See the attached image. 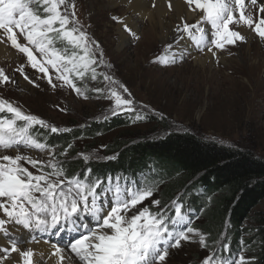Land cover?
<instances>
[{"label":"snow or ice","instance_id":"1","mask_svg":"<svg viewBox=\"0 0 264 264\" xmlns=\"http://www.w3.org/2000/svg\"><path fill=\"white\" fill-rule=\"evenodd\" d=\"M184 2L199 19L190 24L180 18L174 28L177 46L187 39L216 57L214 49L224 50L245 41L237 30L241 25L264 41V3L258 0ZM152 7H156L155 0ZM167 7L172 10L171 0H167ZM254 9L258 10L255 18ZM112 19L123 25L129 37L137 38L122 18ZM4 43L22 54L26 64L41 74L37 79L46 80L53 89L68 87L84 99L92 91L98 98L111 100L112 106L103 119L136 111L134 101L127 98L131 96L127 87L102 71L109 65L99 42L77 17L75 0H0V44ZM166 48L171 50L173 45ZM183 58V51L173 52L171 58L157 57L154 62L167 65ZM16 71L39 87L25 73V64ZM101 78L104 87L89 89L88 80ZM14 82L0 68V85ZM142 119L145 116L137 113L136 120ZM36 126L51 134L71 131L0 98V237L7 241L0 244V264H10L14 253L19 257L16 264H36L35 251L19 246L26 242L22 238L25 233L30 243L38 241L36 234L57 237L55 242L46 241L51 243V256L58 258L57 264H74L65 249H70L80 264H166L169 250L181 247L182 242L199 237L200 246L207 247L205 236L191 226L181 202L173 200L160 207L161 201L152 199L151 207L142 206L153 197V188L143 185V177L140 181L111 175L93 178L90 168L82 177H68L55 147L34 134ZM71 147L69 144L59 155L66 158ZM22 149L36 150L48 158L35 159L22 154ZM9 151L16 154H5ZM80 155L85 163L99 159L94 153ZM25 164L36 171H30ZM153 207L157 210L153 211ZM13 230L21 232V236H14ZM223 253L227 255L211 253L202 264H248L243 254L238 258L232 254L226 243Z\"/></svg>","mask_w":264,"mask_h":264},{"label":"rangeland","instance_id":"2","mask_svg":"<svg viewBox=\"0 0 264 264\" xmlns=\"http://www.w3.org/2000/svg\"><path fill=\"white\" fill-rule=\"evenodd\" d=\"M179 1L185 3L184 0ZM258 3H264V0H258ZM75 5L77 17L90 36L99 42L104 60L109 65L102 71L127 87L131 94L127 98L134 101L135 112L109 115L105 120L103 117L112 106L111 100L103 96L98 98L92 91H89L88 98L84 99L68 87L53 89L46 80L37 79L41 74L31 69L22 54L8 43L3 45L13 57L0 59V68L15 81L0 85V98L13 102L24 112L36 115L51 125L71 129L72 154H67L66 158L75 155V159L84 165L107 163L110 160L107 157L116 156L112 148L117 142L135 145L142 141L159 140L174 132L188 133L206 142L250 152L256 157L264 158V41H261L250 28L238 26V29L246 30L245 41L237 42L234 46L228 45L224 50L214 49L216 57L212 56L213 65L208 62L199 68L193 64L191 56L164 65L154 61L157 57L171 58L172 49L168 50L166 46L169 44L160 43L157 36L142 40L151 29V23L147 19H143L138 31H135L137 38L129 37L127 34L129 38L126 44L119 49L116 28L120 23L113 21L112 17L123 19L132 15L131 12H127L126 6L121 4L120 0H75ZM165 6L173 16V8L170 11L167 2ZM257 11L253 10L254 18ZM198 19L199 17L188 23H196ZM171 23L173 24L174 20ZM186 41L196 49L198 56L207 51V49L201 51L191 41L187 39ZM171 44L173 45V42ZM20 64H25V73L30 79L35 80L39 87L24 80L16 71ZM87 83L89 89L104 87L102 78L95 82L88 80ZM137 113L144 115L145 119L136 120ZM121 120L123 124L113 126L115 122ZM33 132L40 133L36 136L41 142H45V136L51 135L49 131L39 126H36ZM21 151L22 154H35L33 157L35 159L48 158L46 154L36 150ZM81 153H94L99 159L85 163ZM5 154L16 153L9 151ZM57 158L61 159L59 156ZM25 167L30 171H36L28 164H25ZM112 177L114 178V175ZM143 185L147 186L144 183ZM164 190L163 187L153 188V197L146 200L142 206L151 207L152 199L161 201L160 207L170 205L173 200L181 202L183 210L191 218V226L205 236L207 244L206 248H202L199 237H195L191 242H182L181 247L169 250L166 264H202V261L213 252L217 255H227L223 253L225 243L237 258L243 254L248 264L255 263L259 254L257 245L255 241L246 242L256 235L254 220L258 215H264V200L242 223L241 229L248 234L241 237L233 250L232 240L226 232L215 236L214 239H208L204 234L202 231V226L206 222L204 213L191 208L186 197L182 199L187 192L179 191L173 198L166 199ZM152 210L157 209L153 207ZM0 218H3V213H0ZM42 237H48L46 240L49 242L56 241L53 236Z\"/></svg>","mask_w":264,"mask_h":264},{"label":"trees","instance_id":"3","mask_svg":"<svg viewBox=\"0 0 264 264\" xmlns=\"http://www.w3.org/2000/svg\"><path fill=\"white\" fill-rule=\"evenodd\" d=\"M123 124L122 120L114 125ZM71 133V134H70ZM45 136V142L54 146L63 161L65 172L80 175L87 169L92 177L109 175L135 178L152 188L163 187L164 198H173L185 191L191 208L204 213L202 231L208 239L222 232L229 234L233 250L242 236V223L250 212L264 200V158L250 152L233 150L203 141L188 133H170L159 140L142 141L135 145L117 142L116 154L107 163L84 165L75 155H59L73 139V132ZM35 135H40L36 133ZM72 150H68V154ZM141 177V178H140ZM189 183H193L192 185ZM256 235L246 243L255 241L259 254L254 264H264V215L254 220ZM214 242V240H213ZM210 241V243H213Z\"/></svg>","mask_w":264,"mask_h":264},{"label":"bare ground","instance_id":"4","mask_svg":"<svg viewBox=\"0 0 264 264\" xmlns=\"http://www.w3.org/2000/svg\"><path fill=\"white\" fill-rule=\"evenodd\" d=\"M121 4L126 6L127 12H131V17H125L123 20L134 30L138 31L139 24L143 19H147L148 22L151 23V29L147 32V36L143 37L142 40H146L147 38H153L157 36L162 44L172 45L173 48L172 53H179L181 51L184 52V58L187 56L192 57V62L197 67H204L206 63L209 62L210 65H213L212 54L206 51L202 56L196 55V49H194L188 41L182 40L177 46L174 41H176L177 34L174 31L176 24L180 21L181 17H184L186 22L191 21L192 19H197L199 16L188 10V7L185 3H182L179 0H171L173 5L174 14L171 16L170 12L166 9L167 0H155L156 7H152L153 0H120ZM134 18V19H133ZM174 20L172 24L171 21ZM118 33V47L121 49L127 42L129 38L127 33L123 31V25L120 24L117 26ZM239 31L243 35H246V30L239 28ZM251 39V36L249 35ZM175 39V40H174ZM9 50L3 45L0 44V59L6 60L7 58H12L13 54L8 52ZM26 155H30L32 157L35 156L33 153H23ZM38 157V156H37ZM39 157H41L39 155ZM37 159V158H36ZM14 236H21V232L12 231ZM48 236V235H45ZM37 242H24L19 246L23 250H27L29 248L33 249L36 253L34 259L36 264H57V257L51 256L53 251L51 247V243L46 242L48 237L38 236ZM56 240L57 237L53 236ZM25 241H27L28 235L25 233L22 237ZM0 244H7V241L0 237ZM65 255L71 256L74 264H80L79 261L75 258L74 254L70 252V249H65ZM19 260L18 254H12V260L10 264H16Z\"/></svg>","mask_w":264,"mask_h":264}]
</instances>
